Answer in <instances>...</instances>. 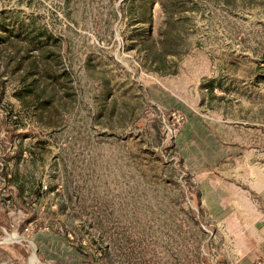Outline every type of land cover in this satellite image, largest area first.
<instances>
[{
    "label": "rangeland",
    "instance_id": "obj_1",
    "mask_svg": "<svg viewBox=\"0 0 264 264\" xmlns=\"http://www.w3.org/2000/svg\"><path fill=\"white\" fill-rule=\"evenodd\" d=\"M0 264H264V0H0Z\"/></svg>",
    "mask_w": 264,
    "mask_h": 264
},
{
    "label": "trees",
    "instance_id": "obj_2",
    "mask_svg": "<svg viewBox=\"0 0 264 264\" xmlns=\"http://www.w3.org/2000/svg\"><path fill=\"white\" fill-rule=\"evenodd\" d=\"M7 180H9V179H7Z\"/></svg>",
    "mask_w": 264,
    "mask_h": 264
}]
</instances>
